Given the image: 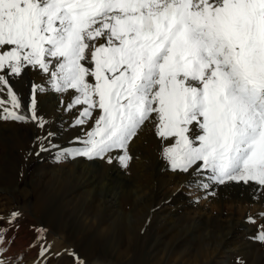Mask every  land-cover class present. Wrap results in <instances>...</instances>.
<instances>
[{
	"label": "snow or ice",
	"instance_id": "obj_1",
	"mask_svg": "<svg viewBox=\"0 0 264 264\" xmlns=\"http://www.w3.org/2000/svg\"><path fill=\"white\" fill-rule=\"evenodd\" d=\"M29 67L71 91L77 125L94 120L60 156L112 163L152 123L173 170L264 187V0H0V118L43 128L35 98L30 117L18 113L9 83Z\"/></svg>",
	"mask_w": 264,
	"mask_h": 264
},
{
	"label": "bare ground",
	"instance_id": "obj_2",
	"mask_svg": "<svg viewBox=\"0 0 264 264\" xmlns=\"http://www.w3.org/2000/svg\"><path fill=\"white\" fill-rule=\"evenodd\" d=\"M9 83L13 91L21 99V107L16 109V111L26 117H30L31 101L35 98L36 114L43 118L45 124L41 128L31 119L27 122H21L10 118H0V145L11 144L7 150L0 147V173L5 167L3 163L12 160L13 157L21 162L19 166V160L17 161L15 175H0V177L6 180H16L17 177L24 176L30 160L26 152H24V147L31 143L40 156L44 157L53 152L51 158L55 165H47V167L51 168L48 167V170H43V182H55L60 187L64 184H70L73 188L74 197L77 200L82 199L83 202H87L92 214L97 215L109 212L114 217L121 216L120 220L127 222L129 227L141 225L143 220L138 221L135 219L136 214L149 212L153 207H155V210L160 209L161 205H158L160 203H158V198L160 195H164L166 202L158 214L161 219L166 220L167 224L173 225L177 217H183L186 221V232L190 228H197L196 226L198 225H203L204 231L209 226L219 230V235L224 238L223 242L219 244L216 241V246H210L211 244L204 245L203 253L206 254L208 260L215 254L217 255L221 249L223 251L220 255L227 253L228 257L232 258L235 257V253H242L245 249L251 250V245L246 246L248 243L243 241H248L249 238L255 236L257 233L255 227L248 225L246 221L240 223L237 211L225 213L221 203L233 202L236 204L238 211L244 212L248 209L249 214H255L256 217L259 216L264 220V194H255L257 190L254 188L255 192L251 193L252 196L247 198L234 196L232 193H229L228 198L219 197L217 194L222 183H213L206 179L207 173L198 175L192 169H189L188 172L173 170L170 161L163 154L165 144L157 136L156 128L152 123H146L138 131L137 135L127 144L126 152L116 150L109 153L108 155L112 156V163L110 164L107 158H88L83 155H76L75 157L71 155H68V157L60 156L61 151L59 150H62V148L67 152H73L75 149L83 147L81 141L86 139V133L94 126V120L90 119L86 124L77 125L75 121L79 118L82 106L74 105L69 109L67 106L73 99L71 91L57 92L52 90L49 77L39 68L32 69L29 67L20 76L11 77ZM33 85L42 87L44 90L34 92ZM0 98L7 101L6 92L0 93ZM23 101H25L26 105L22 104ZM8 106L10 107V104ZM97 114L94 113V115ZM49 132L55 135L49 136ZM198 132L199 130L196 129L190 135L195 136ZM42 143L47 150L41 149ZM119 155L131 157L127 161V167L122 165L118 159ZM58 162L61 163L57 165L56 163ZM203 185H207V187ZM192 186H196L204 192L217 189L214 193L215 197L212 198L218 208L217 212L209 210L204 207L205 205H198L197 211H192V199L186 198L187 196L185 197L183 194L185 188ZM11 189L6 186L0 188V191L5 193ZM245 226H248L250 230L244 231L242 227L244 228ZM6 242L3 244V249L5 250L4 258L10 259L12 250ZM205 254L203 255L205 256ZM15 260L17 259L12 261ZM42 263L41 261L31 260V262L23 264ZM222 263L226 264L227 262Z\"/></svg>",
	"mask_w": 264,
	"mask_h": 264
},
{
	"label": "rangeland",
	"instance_id": "obj_3",
	"mask_svg": "<svg viewBox=\"0 0 264 264\" xmlns=\"http://www.w3.org/2000/svg\"><path fill=\"white\" fill-rule=\"evenodd\" d=\"M22 104L26 105L25 101ZM10 146L11 144L0 145L6 150ZM36 151L31 143L24 147L30 160L23 177H17L16 180L0 177V188H12L5 193L0 191V233L12 250L11 258L7 259L9 264H23L31 260L41 261L42 264H264V243L256 239L264 231L261 227L264 220L255 214H249L248 209L244 213L238 211L233 202L221 203L225 213L237 211L240 223L246 221L248 225L255 227L257 235L243 241L248 243L246 246L251 245V250L235 253L232 258L227 253L220 255L223 251L221 249L208 260L203 253L204 245L216 246V241L221 244L224 240L215 227L209 226L204 231V226L198 225L186 232V221L183 217H177L173 225L167 224L158 214L166 202L164 195L158 198L160 209L155 210L153 207L149 212L136 214L135 219L143 220L141 225L129 227L127 222L120 220L121 216L114 217L109 212L92 214L87 202L74 197L70 184L60 187L55 182H43V170L55 165L51 158L53 152L43 157L37 155ZM18 160L13 157L3 163L5 167L0 175H15ZM59 163L61 162L56 164ZM20 164L19 160V166ZM207 177L205 178L208 179ZM254 188L257 190L255 194H264V187L252 181H225L220 185L217 195L228 198L232 193L234 196L247 198L255 192ZM216 190L204 192L192 186L185 188L183 194L192 199V211L205 205L209 210L217 212L216 203L212 201ZM13 214H16L15 217ZM242 229L250 230L248 226ZM208 232L212 234L209 236ZM14 259L17 260L12 261Z\"/></svg>",
	"mask_w": 264,
	"mask_h": 264
}]
</instances>
